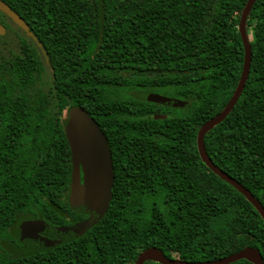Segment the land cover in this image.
<instances>
[{"label":"trees","instance_id":"trees-1","mask_svg":"<svg viewBox=\"0 0 264 264\" xmlns=\"http://www.w3.org/2000/svg\"><path fill=\"white\" fill-rule=\"evenodd\" d=\"M2 1L27 23L49 64L20 29L0 36V264H136L153 248L190 263L249 247L264 259L263 218L203 163L197 145L240 83L239 27L249 0ZM4 19L0 12L6 26ZM247 31L246 87L205 147L264 207V0L256 1ZM151 95L186 105L165 107ZM76 108L109 141L110 207L82 236L19 253L14 232L24 220L70 227L88 218L69 203L66 127Z\"/></svg>","mask_w":264,"mask_h":264},{"label":"water","instance_id":"water-1","mask_svg":"<svg viewBox=\"0 0 264 264\" xmlns=\"http://www.w3.org/2000/svg\"><path fill=\"white\" fill-rule=\"evenodd\" d=\"M256 1H248L241 17L239 32L245 49V61L238 88L225 110L201 128L197 145L203 163L215 175L242 194L264 220V207L260 201L238 181L222 171L209 157L205 147L206 135L228 118L246 87L252 63V48L247 31V22ZM0 11L35 42L46 63L49 64V57L43 45L30 31L27 23L2 0H0ZM5 34V28L0 25V35L4 36ZM148 99L153 103L170 108L183 109L186 105L179 100L161 95H151ZM154 118L166 119L165 116H155ZM66 138L71 150L73 164L69 203L75 213L88 216V218L70 227H53L42 220H24L14 232L15 238L23 245L19 253L42 252L54 246L52 240H59L60 243H64L82 236L105 216L110 207L115 183L114 168L112 152L102 129L85 110L76 108L70 113L66 127ZM243 260L251 264H264L261 252L250 247L218 261L200 263L170 259L161 250L153 248L142 252L136 264H145L146 262L159 264H234Z\"/></svg>","mask_w":264,"mask_h":264},{"label":"flooded vegetation","instance_id":"flooded-vegetation-1","mask_svg":"<svg viewBox=\"0 0 264 264\" xmlns=\"http://www.w3.org/2000/svg\"><path fill=\"white\" fill-rule=\"evenodd\" d=\"M1 12V11H0ZM2 13V12H1ZM3 14V13H2ZM6 16V15H5ZM7 17V16H6ZM8 18V17H7ZM7 20H9V25H11L10 23H12V24H14L9 18L7 19ZM5 21V20H4ZM1 26H3L4 28H5V30H6V34L4 35V36H1V37H6L7 35H9L8 37H10V36H13V34H12V32H11V30H9V28L8 27H6L5 25H2V24H0ZM14 26L16 27V28H18V29H20L19 27H17L15 24H14ZM8 28V29H7ZM21 30V29H20ZM22 31V30H21ZM9 32H11V33H9ZM26 34V33H25ZM69 119H70V117H69ZM104 133V132H103ZM104 135H105V133H104ZM105 137H106V135H105ZM107 138V137H106ZM108 140V139H107ZM108 143H109V141H108ZM109 146H110V144H109ZM111 149V148H110ZM112 152V151H111ZM71 161H72V155H71ZM112 161H113V157H112ZM72 166H73V164H72ZM113 168H114V166H113ZM81 177H82V180H83V172L81 173ZM114 178H115V173H114Z\"/></svg>","mask_w":264,"mask_h":264},{"label":"rangeland","instance_id":"rangeland-1","mask_svg":"<svg viewBox=\"0 0 264 264\" xmlns=\"http://www.w3.org/2000/svg\"><path fill=\"white\" fill-rule=\"evenodd\" d=\"M5 20V23H6V27H8L9 28V30H11V32H14V33H16V32H18L17 31V29H16V27L14 26V24H12V23H10L11 25H9L8 23H9V20H7V19H4ZM8 22V23H7ZM7 28V29H8ZM11 38V37H10ZM9 41V40H8ZM10 42V41H9Z\"/></svg>","mask_w":264,"mask_h":264}]
</instances>
